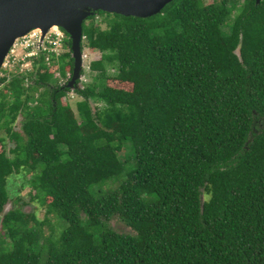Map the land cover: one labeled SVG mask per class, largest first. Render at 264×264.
I'll use <instances>...</instances> for the list:
<instances>
[{
  "label": "trees",
  "instance_id": "obj_1",
  "mask_svg": "<svg viewBox=\"0 0 264 264\" xmlns=\"http://www.w3.org/2000/svg\"><path fill=\"white\" fill-rule=\"evenodd\" d=\"M62 30L69 50L34 57L33 85L1 78L0 131L15 147L0 135V264H264V0L94 13L82 47L101 56L74 89L76 108L56 76L74 65ZM21 172L44 221L19 197L5 211ZM122 174L117 188L92 190ZM114 216L135 234L110 227ZM50 217L63 221L57 234H45Z\"/></svg>",
  "mask_w": 264,
  "mask_h": 264
},
{
  "label": "water",
  "instance_id": "obj_2",
  "mask_svg": "<svg viewBox=\"0 0 264 264\" xmlns=\"http://www.w3.org/2000/svg\"><path fill=\"white\" fill-rule=\"evenodd\" d=\"M172 0H0V69L18 39L41 30L40 45L53 26L71 39L73 71L66 87L75 89L84 68L83 23L98 11L147 18L160 13ZM261 0H256L260 3Z\"/></svg>",
  "mask_w": 264,
  "mask_h": 264
},
{
  "label": "rangeland",
  "instance_id": "obj_3",
  "mask_svg": "<svg viewBox=\"0 0 264 264\" xmlns=\"http://www.w3.org/2000/svg\"><path fill=\"white\" fill-rule=\"evenodd\" d=\"M211 1V0H207ZM103 15H97L96 21L101 23L102 27H106V23L102 20ZM52 27L50 31H58V29H53ZM58 28V26H56ZM65 38L66 33L63 32V37L61 40L57 43H48L45 44H37L33 47V49H24V47H20L17 45L16 51L11 54L9 53L8 57L5 60L3 70L0 72V76H6L9 77V79L12 78L13 75H18L20 77L25 78L24 85L25 86H31L34 84V80L36 78V69L34 68L33 59L34 57H39L40 53L44 50L48 51H54L56 55H59L63 52H66L69 50V47L67 44H65ZM58 40V39H56ZM20 39H18V43H20ZM84 74L82 76L81 83L77 84V87L82 86V84L88 83L92 81L93 75H95V72H93L90 69V63L100 58L101 52L97 50H92L85 46L84 48ZM49 58V55H47V60ZM70 73L66 77L60 76L58 73H56V76L59 78V84L64 85L67 83L69 79ZM5 85L7 83H0V90H6ZM42 90H37L36 95ZM82 99L81 96H79L74 89L70 88V90L66 93V95L61 99L62 102L70 103L74 108H76V102L78 100ZM100 104V103H99ZM101 105V104H100ZM92 106H94V103H92ZM23 117L22 114H20L17 118V121L14 124L15 130L22 131L21 125H22ZM0 135H2L5 140L3 142L5 148L7 149L8 153H12L11 149L15 147V140H13L10 136V134L4 129L0 131ZM130 144L128 142H125L123 145L122 150L119 152V157L122 161H124L129 168L132 163V159L134 158V152L131 148H129ZM30 178V175L26 172H21L19 174H13L9 177L8 187H9V193H10V200L5 206V211H8L9 209L16 206L13 202L15 198H21L22 201H28L27 204L23 206V209L27 212L34 211L37 215V217L44 221L47 214V209L45 206L41 205L38 201H32L30 200V187L28 186V179ZM126 178V174L115 176L107 181H105L102 184L94 185L92 187V190L95 191L97 189H115L117 188ZM21 201V204H22ZM2 218V214H0V220ZM109 226L113 229L123 232V233H130L135 234V231L127 225L125 221H123L119 216H114L109 222ZM63 221L59 220L55 217L49 218V223L44 225V231L45 234L55 233L57 234L60 232L61 228H63Z\"/></svg>",
  "mask_w": 264,
  "mask_h": 264
},
{
  "label": "built area",
  "instance_id": "obj_4",
  "mask_svg": "<svg viewBox=\"0 0 264 264\" xmlns=\"http://www.w3.org/2000/svg\"><path fill=\"white\" fill-rule=\"evenodd\" d=\"M56 29H58V31L56 30L48 31L43 44H45L46 42L55 44L61 40L64 31L60 27ZM40 36L41 33L38 31V29H34L30 31L28 34L20 38L21 40L20 43L17 42L18 40L16 41V43L14 44V46L10 51L11 54H13L16 51L17 45H19L20 47H24V49H30V48L33 49L34 46L40 43Z\"/></svg>",
  "mask_w": 264,
  "mask_h": 264
},
{
  "label": "flooded vegetation",
  "instance_id": "obj_5",
  "mask_svg": "<svg viewBox=\"0 0 264 264\" xmlns=\"http://www.w3.org/2000/svg\"><path fill=\"white\" fill-rule=\"evenodd\" d=\"M3 66H4V65H3ZM2 68H3V67H2ZM2 68L0 69V72L3 70ZM2 77H4V76H0V83H1V84H3V83H7V81H6V82L1 81V78H2ZM5 77H6V76H5ZM7 78H8V80H9V77H7ZM70 78H71V73H70V75H69V79H68V81L70 80ZM68 81H67V82H68ZM65 84H66V83H65ZM65 84H64V85H65ZM5 86H6V85H5ZM0 91H1V90H0ZM19 115H20V114H19ZM22 117H23V115H22ZM17 118H18V117H17ZM23 118H24V117H23ZM16 121H17V120H16ZM16 121H15V122H16ZM22 123H23V121H22ZM14 124H15V123H14ZM21 130H22V125H21Z\"/></svg>",
  "mask_w": 264,
  "mask_h": 264
},
{
  "label": "bare ground",
  "instance_id": "obj_6",
  "mask_svg": "<svg viewBox=\"0 0 264 264\" xmlns=\"http://www.w3.org/2000/svg\"><path fill=\"white\" fill-rule=\"evenodd\" d=\"M54 28L53 29H56V26H53ZM38 31L41 33V30L38 28Z\"/></svg>",
  "mask_w": 264,
  "mask_h": 264
}]
</instances>
